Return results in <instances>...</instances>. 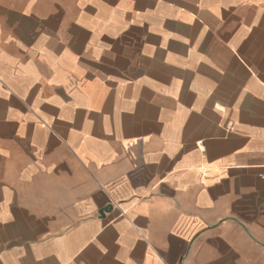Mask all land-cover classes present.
Returning a JSON list of instances; mask_svg holds the SVG:
<instances>
[{"label": "crops", "instance_id": "crops-1", "mask_svg": "<svg viewBox=\"0 0 264 264\" xmlns=\"http://www.w3.org/2000/svg\"><path fill=\"white\" fill-rule=\"evenodd\" d=\"M0 264H264V0H0Z\"/></svg>", "mask_w": 264, "mask_h": 264}]
</instances>
